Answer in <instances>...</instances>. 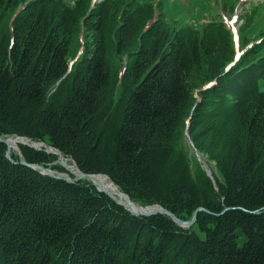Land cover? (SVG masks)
<instances>
[{
    "label": "trees",
    "instance_id": "trees-1",
    "mask_svg": "<svg viewBox=\"0 0 264 264\" xmlns=\"http://www.w3.org/2000/svg\"><path fill=\"white\" fill-rule=\"evenodd\" d=\"M70 1L0 0V137L52 147L138 206L204 210L189 229L134 216L23 164L75 179L45 146L8 159L0 142V264H264V41L236 60L225 22L198 30L194 7Z\"/></svg>",
    "mask_w": 264,
    "mask_h": 264
},
{
    "label": "rangeland",
    "instance_id": "rangeland-1",
    "mask_svg": "<svg viewBox=\"0 0 264 264\" xmlns=\"http://www.w3.org/2000/svg\"><path fill=\"white\" fill-rule=\"evenodd\" d=\"M75 1L76 0H71L70 2L74 4ZM103 1L104 0H94V3L95 2L101 3ZM139 1L140 3L147 4L148 2H152L155 6L158 5L154 13L156 15L160 13L159 11L160 4H157L158 0H139ZM167 1H169L171 5L176 4L178 7L179 4L181 3V8L185 11L192 9L194 7L195 11L194 13H191L189 19H190V24L195 25L197 28H199L198 30H201L200 28L201 25H205L207 23L219 22V21L225 22V24L228 26V28L230 29L233 35L235 52L237 54L236 60H238L241 54H243L247 49H250L252 46H256L264 41V0H199L197 2H195L194 0V3L192 0H167ZM231 5L232 6L237 5V6L234 10L231 11L229 10ZM174 16H176V18ZM174 16L171 17L174 20L170 19L172 23L184 17L180 14V12H178ZM196 20H199V22H197ZM245 27H251V28L245 30L244 29ZM242 29H244L243 34L241 33L240 35V31ZM187 144L189 145L190 142L188 141ZM13 153L18 154L20 157H22L20 148H18L15 151L13 150ZM193 153L196 155V158L198 159L197 153L195 151H193ZM58 164L61 165L60 163ZM69 164L72 165L73 162L69 161ZM206 164L209 166L211 172L213 170L214 172L216 171L215 164L213 163H206ZM52 171L56 175H63L70 178L69 174L60 173L54 170ZM70 179L74 180V183L77 181L76 177L75 179L72 178Z\"/></svg>",
    "mask_w": 264,
    "mask_h": 264
},
{
    "label": "water",
    "instance_id": "water-1",
    "mask_svg": "<svg viewBox=\"0 0 264 264\" xmlns=\"http://www.w3.org/2000/svg\"><path fill=\"white\" fill-rule=\"evenodd\" d=\"M187 137H188V133H187ZM15 138H18V139H22V140H26V141H28V142H30V143H23V145H29L30 147H32V148H35V149H37V150H41L42 148H38L36 145H44L45 147H46V149H47V152L48 153H52L53 151H55L56 153V155H59V161L57 162V163H60L62 166H64L61 162H60V157H63V155L60 153V151H58V150H56V149H54V148H52V147H48V146H46L44 143H34V142H32L31 141V139H29V138H27V137H15ZM9 139V138H8ZM8 139H4V138H2V137H0V142H4V143H6L8 146H9V144H8ZM49 150H52V151H49ZM10 152H11V147L9 146V151H8V155H7V157H8V159H11V155H10ZM196 153H197V157H198V160L204 165V168H205V170L207 171V173H208V175L210 176V177H212V172L210 171V169H208V167L206 166V164L204 163V160L201 158V155L197 152V150H196ZM64 158V157H63ZM65 159V158H64ZM66 161H68L67 159H65ZM69 162V161H68ZM23 164H25V165H27V166H31L34 170H38L41 174H43V175H49V176H51V177H53V178H55V179H60V180H66L67 182H69V183H74V180H71L70 178H68L67 176H63V175H56L50 168H45V167H43V166H40V165H29L28 163H26V162H23ZM73 165H75L76 167H77V169H78V171L81 173V176H76L75 174H73L76 178H77V180H81V179H85V180H89V178H93V177H95V176H105V177H107L108 178V176H106V175H88V174H85V173H83V172H81L80 171V169H79V167L77 166V164L75 163V162H73ZM65 167V166H64ZM109 179V178H108ZM110 180V179H109ZM113 183V182H112ZM94 184V183H93ZM114 184V183H113ZM94 186H95V184H94ZM98 189V188H97ZM98 191H100L99 189H98ZM100 192H102V191H100ZM121 192V191H120ZM103 193H105V192H103ZM122 193V192H121ZM106 194V193H105ZM123 194V193H122ZM108 195V194H107ZM125 195V194H124ZM108 196H110V195H108ZM125 196H127V195H125ZM117 204H119V205H121V206H123L126 210H127V208L123 205V204H121V203H119L114 197H112V196H110ZM128 197V196H127ZM128 199H129V197H128ZM130 200V199H129ZM130 202L131 203H133V204H135L134 202H132L131 200H130ZM135 205H137V204H135ZM141 209H143V210H145V211H143L142 213H139V214H136V213H132V212H130L132 215H134V216H143V217H149V216H153V215H157V214H162V215H168V216H170L176 223H177V225H179L180 227H182V228H185V229H189V228H191L193 225H194V223L196 222V219H197V215H198V212L199 211H203L204 209H198L196 212H195V215H194V218L191 220V221H189V222H183L182 220H180L179 218H177L174 214H172L171 212H169L167 209H165V208H163V207H161V206H159V205H155V206H151V207H141V206H139Z\"/></svg>",
    "mask_w": 264,
    "mask_h": 264
},
{
    "label": "bare ground",
    "instance_id": "bare-ground-1",
    "mask_svg": "<svg viewBox=\"0 0 264 264\" xmlns=\"http://www.w3.org/2000/svg\"><path fill=\"white\" fill-rule=\"evenodd\" d=\"M23 143H30L26 140L18 139V138H9L8 144L11 147V150L15 151L19 148V144ZM38 148H42L44 145H36ZM52 151V150H49ZM51 153V152H50ZM53 154L56 152L53 151ZM59 156V155H58ZM60 162L65 166V168L71 173L75 174L76 176H81V173L78 171L77 167L75 165L69 164L68 161H66L63 157H60ZM204 163L206 164V161L204 160ZM63 166V167H64ZM206 166L209 169V166L206 164ZM71 178V177H70ZM90 181H92L95 186L102 192H105L106 194L114 197L119 203L123 204L128 211L134 212L136 214L142 213L143 209H141L138 205H135L130 202L127 196L122 194L118 187L112 183L107 177L105 176H95L93 178H89Z\"/></svg>",
    "mask_w": 264,
    "mask_h": 264
}]
</instances>
